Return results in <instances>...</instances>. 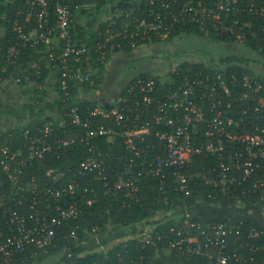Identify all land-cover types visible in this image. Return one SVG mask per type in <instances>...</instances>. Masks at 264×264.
<instances>
[{
    "label": "built area",
    "instance_id": "2783aa9c",
    "mask_svg": "<svg viewBox=\"0 0 264 264\" xmlns=\"http://www.w3.org/2000/svg\"><path fill=\"white\" fill-rule=\"evenodd\" d=\"M232 1L203 5L200 0H190L178 11L163 3L157 11L151 10L152 20L143 19L135 25L136 31L131 32L127 24L122 31H112L93 45L75 42L74 10L63 0H26L24 9L2 16L16 33L5 53L7 64L33 50L39 64L24 75V81L35 77L42 87V64L53 66L63 104L61 114L50 115L35 129H15L0 140V223H5L0 226V264H14L17 256L30 249L37 255L38 249L47 253L58 230L69 218L77 217L79 193L96 197L97 190L90 188V183L76 179L92 174L106 193L126 190V195L139 200L143 196L142 182L152 179L161 194L178 190L184 196L181 210L170 215L174 220L170 228L160 231L152 225L138 226L127 235L126 241L134 246L117 253L121 261L126 254L131 263L148 264L143 258L131 257V252L138 246L162 241L191 258H199L203 264H253L263 251L259 241L264 226H248L241 218L205 225L195 219L187 197L198 186V179L221 187L223 193H228L234 183L244 181L252 182L250 190L264 185V69L259 71L250 65L254 60L245 66L248 71H238L222 61L189 62L187 69L177 64L162 82L136 77L113 104L87 108V115H82L77 105L69 106L74 90L93 83L95 53H101L98 60L104 63L107 53L123 45L118 37L127 40L139 33H154L163 38L173 20L198 25L203 31L210 28L222 35H234L240 41L245 40L243 30L248 27L256 30L252 32L254 38L264 42V0H251L242 6ZM238 13H248L254 20L242 22ZM132 44L136 45L134 40ZM257 60L254 64L264 68V63ZM6 69L3 66L0 75ZM163 86L167 87L165 94H161ZM103 140L122 150L117 159L122 161L123 169L113 178L108 176L110 168L115 170L108 161L111 152L98 146ZM81 146H87L91 156L76 167H48L43 174L34 170L29 175L38 160L63 158ZM198 156L215 158L209 172L187 171ZM69 173L73 175L70 180ZM92 197L86 199L87 204L94 202ZM163 199L166 204L173 201ZM13 201L23 205V210L10 209ZM242 206L238 202L236 207ZM54 207L57 212L50 216L47 210ZM74 236L73 231L70 237Z\"/></svg>",
    "mask_w": 264,
    "mask_h": 264
},
{
    "label": "trees",
    "instance_id": "16d2710c",
    "mask_svg": "<svg viewBox=\"0 0 264 264\" xmlns=\"http://www.w3.org/2000/svg\"><path fill=\"white\" fill-rule=\"evenodd\" d=\"M51 1L55 2L56 0ZM63 1L69 3L74 11L79 4V0ZM84 1L87 3L103 4L107 0ZM124 1L133 2L134 9L130 13L117 17L115 23L102 24L99 27V30L103 33L101 38L108 36L112 31H122L127 24H129V30L131 32L136 31L135 25L139 24L143 19L146 21L152 20L153 15L151 14V10L154 9V11H157L162 7L163 3L170 4L174 11H178L179 7L190 0H153V2L152 0ZM215 1L216 0H200L203 5H211ZM250 1L251 0H233L232 3L233 5L242 6ZM258 2L262 3L261 1ZM25 5L26 0H0V23L7 25L10 30L4 38L0 39V69L3 66L7 67L6 71L0 75L2 79L6 78L8 73L12 71L16 65L25 64L29 58L33 56L37 57L33 50H27L20 59L15 60L10 65L7 64L5 58V53L9 45L16 39V33L12 32L11 27L3 21L2 16L5 14L14 15L17 9H24ZM236 16L242 22L254 20V17L248 13H238ZM170 22L171 29L167 36L162 38L156 36L154 33L150 35H142L139 33L135 38L127 40L118 37V40L123 41V45L118 49L130 50L131 47L135 46L132 44V40L135 41L136 45L143 42L152 43L163 40L175 43L186 38H191L190 36L198 37L205 40L207 44L215 46H220L223 43H226L227 46H237L239 42L234 35H222L210 28L203 31L198 25L186 22H175L173 20H170ZM29 27L31 28L32 25H29ZM243 31L246 35L244 40L245 46L259 54L260 59L257 61L264 63V42L252 36V32H256L255 29L252 30L248 27H244ZM162 32L161 30L160 33ZM97 39L95 41H97ZM183 50L185 51L181 52V56L188 52L187 49ZM235 54L236 53L230 49L229 53H224V55L221 56V59H223L222 62L225 61L230 63V67L238 71H248V68H245V66L249 64L251 59L240 57ZM101 56L100 52L95 53L94 65L104 68L105 65L98 60L101 59ZM109 57L110 54L107 53L105 55V61L109 60ZM253 60L255 61L256 59H252L251 61ZM189 65V62L178 64V66L185 69H187ZM44 76L41 81H43ZM147 78H150V76ZM156 80L159 81V79ZM97 81L98 79L95 78L93 83H87L81 86V88H85V93L91 92L90 90L95 86ZM166 86L162 87L164 90H161V94L166 93ZM78 90L79 89L74 90L71 93L72 96L69 100V106L77 105L79 107V112L82 115H87V108H94L97 105V98L90 97L86 99L83 97L78 99ZM40 99L42 100L43 98ZM61 104H63V101L59 94L58 99L50 104V108L52 109L51 113L44 116V119L50 118L52 114H61ZM44 119H40L39 117L34 118L29 125L30 128L35 129ZM4 135L2 136L3 138L5 137ZM113 144L114 143L111 141L106 140L98 142L100 149L103 151L109 150L111 152L108 161L115 170L111 168L108 170V176L110 178L116 177L123 169L122 161L117 159V156L121 154L122 150L116 145L114 147ZM90 156L91 154L87 150V146L77 147L63 158L50 157L46 162L38 160L36 164L30 168L29 175H31L34 170H38L39 173L43 174L45 168L48 167L57 166L62 169H69V167L73 168L76 167L81 160ZM43 162H45V164H43ZM214 163V157L198 156L187 171H189V173H197L198 171L207 173L214 166ZM67 177L70 180L73 178V175L69 173ZM76 179L80 180L82 183L84 182V184L90 183V188L97 190L96 197H92L88 192L85 193L86 195L84 193H79L78 201L80 210L77 217L69 218L61 229L58 230L59 232L54 239V245L49 246V251L45 253L41 249H38L39 254L37 255L32 252L33 249L27 250L26 253L15 258L14 264H35V262H41L48 257H58L59 260L56 264H87L94 261L101 262L102 264H134L128 260L129 255L123 254L122 256H125L123 261H121L117 255L118 252H123L126 248H133L134 245L131 241H126L127 235L136 231L138 226H142L143 228L152 225L160 231L170 228L174 224V220L170 215L175 214L179 209L181 210V202L184 197L178 190L161 194L156 187L157 182H154L152 179H146L142 182L143 188L141 194L143 196L139 198V200L133 195H126V190L117 193L113 191L106 193V190L101 186L100 182L95 180L94 174L86 177L77 176ZM195 187L191 196L187 197V200L189 201L190 211L194 214L195 219L200 220L203 224L210 225L228 220L236 221L241 218L245 220V224L248 226H255L258 228L264 226V185L256 190H250L252 182L244 181L241 184L234 183L228 193H223L221 187H214L212 184H207L204 180L198 179V186ZM90 197L94 199V202L92 204H87L86 199ZM165 197L173 198V201L166 204L163 199ZM70 202L71 198H68L67 203ZM238 202L243 203L244 206L236 207ZM9 206L10 209L20 208V210H23V205L18 204V201L11 202ZM5 207L8 208V206ZM42 209L45 208L42 207ZM56 209L57 208L54 207L47 211L50 216H53V214L57 212ZM0 210H3V208H0ZM171 212L173 213L170 214ZM0 226H5V223L2 221ZM94 228H96V230H94ZM73 231L75 232V236L71 238L70 234ZM113 233L116 234L112 236ZM94 239L103 241L99 244L102 245L105 243V245H102L103 248L95 249L94 246L96 245L91 244ZM259 244L263 246V251L256 257L253 264H264V235L262 236V240L259 241ZM69 248L72 249L71 255H69ZM131 255V257L136 259L143 258L148 264H203V261L199 258H191L185 251L178 248H170L168 244L162 241L148 244L144 248L138 246V249L132 251Z\"/></svg>",
    "mask_w": 264,
    "mask_h": 264
},
{
    "label": "crops",
    "instance_id": "0c3cea01",
    "mask_svg": "<svg viewBox=\"0 0 264 264\" xmlns=\"http://www.w3.org/2000/svg\"><path fill=\"white\" fill-rule=\"evenodd\" d=\"M133 9L134 3L131 1L107 0L103 4H97L79 0L74 11L73 35L75 42L80 45L94 44L95 40L103 35L99 30L102 24L115 23L117 17L130 13ZM9 31L7 25L0 23V39L4 38ZM180 43L181 41L170 43L163 40L152 43L143 42L131 47L130 50L117 49L110 54L109 60L103 63L104 68L97 67L94 77L98 81L90 90L91 92L85 93L84 87L79 88L78 99L96 97L97 105H111L124 93L127 85L138 76L146 78L150 76V78L159 79L160 82L164 81L167 72L173 65L187 62L178 57L181 56V52L185 51L178 47ZM158 45L171 46L169 59H162V53L156 48ZM213 46L217 48V46ZM232 46H227L225 53H228ZM159 49L161 48L159 47ZM174 58H176V62L171 60ZM126 59H136L135 63L137 64L135 73L128 77L123 74L125 70L123 65ZM38 64V57L33 56L25 64L16 65L7 77L0 81V140L3 139L2 136L6 132L4 136L15 129L29 126L34 118L44 119V116L51 113L50 104L59 97L55 85V81L58 80L55 68L42 64L43 76L45 75L41 81L42 87L37 85L35 77L31 76L29 81L23 79L24 75L32 72L33 66ZM19 78H21L20 81ZM21 110L27 113L20 114Z\"/></svg>",
    "mask_w": 264,
    "mask_h": 264
},
{
    "label": "rangeland",
    "instance_id": "374dc122",
    "mask_svg": "<svg viewBox=\"0 0 264 264\" xmlns=\"http://www.w3.org/2000/svg\"><path fill=\"white\" fill-rule=\"evenodd\" d=\"M190 37L191 38L183 39L181 41V43L178 45V47L188 50L186 55H183V57L178 56L180 59H185L184 61H187V62H199L200 61L201 63L204 62L205 64H207L208 62H212V61H215V62L220 61L221 62L223 60V59H221V56L224 55V53L227 50L226 43H223L222 45H220L219 48L217 46V48L215 49L213 45L207 44V42L203 39H200V38L195 37V36H190ZM238 41L239 42H238L237 46L230 47V49L233 50L234 53H236L235 55L240 56V57H244L247 59H251V60L252 59H260L259 58L260 55L257 54L255 51H252L251 48H247L244 44V41H240V40H238ZM159 47L161 49H159ZM176 47H177V44H176ZM205 47H206V49L204 51L203 49ZM156 48H158V50H160V52L162 53L161 54L162 59H169V51H170L171 46L158 45ZM178 53H180V52H178ZM173 57H174V55H173ZM184 57H186V58H184ZM174 59H171V60L176 62V58H174ZM135 62H136V59H126L125 60L124 65H123V68L125 69L123 71V74L125 77L131 76L132 74L135 73V71H136L135 67H137V64ZM174 62H172V64H174ZM254 63L255 62L253 61V63L250 65H253V67L259 71H263V69H264L263 65H261V64L256 65ZM173 68H174V65L171 67V69H169V72H167L166 76H168L170 74V72L172 71ZM44 101H45V99H44ZM50 101H51V99H50ZM25 112L26 111L21 110L20 114L21 113L26 114L27 112L26 113ZM115 234L116 233H113L112 236H114ZM100 242H103V241H101V240L98 241V239H94L91 242V244L96 245V246H94L95 249H100V248H103L102 245H105V243H103L102 245H99ZM89 245H90V243H89ZM58 260H59L58 257H55V258L48 257L47 259H45L41 262H35V264H56L58 262Z\"/></svg>",
    "mask_w": 264,
    "mask_h": 264
}]
</instances>
